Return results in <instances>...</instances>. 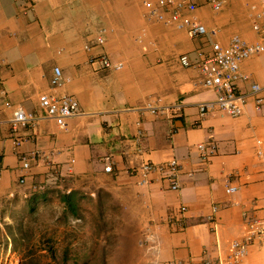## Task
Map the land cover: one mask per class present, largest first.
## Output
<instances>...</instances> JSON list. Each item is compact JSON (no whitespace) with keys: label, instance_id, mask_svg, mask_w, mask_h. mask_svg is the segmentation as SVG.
Wrapping results in <instances>:
<instances>
[{"label":"crops","instance_id":"crops-1","mask_svg":"<svg viewBox=\"0 0 264 264\" xmlns=\"http://www.w3.org/2000/svg\"><path fill=\"white\" fill-rule=\"evenodd\" d=\"M251 1L225 0L219 12L201 5L196 16L218 32L192 39L185 30L148 20L142 0H36L26 15L15 0H0V87L6 91L0 95V256L11 250L24 260L18 247L19 239L24 241L18 223L24 215L9 208L17 203L34 206L52 190L103 189L125 210L116 256L102 260L86 252L82 261L91 264H204V259L217 264L232 240L244 238L245 217L264 220V107L256 111L249 106L238 117L217 111L200 118L197 104L216 93L202 85L197 68L178 62L181 53L194 58L197 49H208L212 41L226 45L235 34L257 41L250 25ZM100 27L106 30L105 43L87 50ZM142 32L146 36L139 42ZM98 52L122 67L89 64L91 54ZM54 66L66 79L55 90L50 83ZM240 71L263 83L264 54L242 60ZM248 85L238 81L242 90ZM44 92L74 96L81 113L65 127L41 116L19 131L24 141L15 146L10 138L12 107L4 106V100L39 111L38 96ZM176 103L182 107L173 118L147 108ZM208 137L217 152L205 162L196 144ZM108 153L113 154L115 174L105 172L100 161ZM22 155L29 158L25 170ZM173 157L181 170L177 191L157 171L147 184L130 173L142 161L160 164ZM22 175L26 181L19 184ZM227 181L236 187L234 192H226ZM181 205L186 206L183 227L169 224L167 215L176 214ZM35 246L42 256L52 251L42 239ZM57 260L46 259L52 264ZM232 264H264L263 242H253Z\"/></svg>","mask_w":264,"mask_h":264},{"label":"built area","instance_id":"built-area-1","mask_svg":"<svg viewBox=\"0 0 264 264\" xmlns=\"http://www.w3.org/2000/svg\"><path fill=\"white\" fill-rule=\"evenodd\" d=\"M20 7L22 14L26 15L33 9L36 0H15ZM225 0H142L144 16L151 21L160 22L165 25L174 26L185 30L192 39L215 36L218 32L216 28L207 29L195 12L201 5L208 6L212 11L219 12L224 7ZM251 30L258 36V40L248 42L239 35H232L226 45L217 41H212L209 48L197 49L196 57L192 58L189 53H181L178 62L183 67L197 68L202 74V85L215 91V98L197 104L200 118L212 117L217 111H222L231 117L242 115L249 106L259 111L264 107V82L259 83L250 79L251 75L240 71V62L252 56L264 54V0H253L249 3ZM105 28L97 30L96 37L92 44L86 46L87 50L105 43ZM146 36L142 32L138 36V41L142 42ZM154 44V43H153ZM89 64L98 68L118 69L122 67V62H113L105 52L92 53ZM249 81L248 88L242 90L238 86V81ZM66 79L59 66H54L50 78L52 89L63 86ZM2 81L0 80V85ZM0 95L5 96L6 91L0 87ZM4 106L12 107L9 119L10 138L15 146H19L24 138L19 131L33 125L38 118L45 117L53 120L58 126L65 127L67 120L81 113L79 103L74 96L69 94L57 95L55 93H41L38 96L39 111L27 110L21 105H14L9 100H4ZM182 103L171 106L154 108L147 106L153 113L173 118L180 114ZM141 132L138 133V140ZM260 143V141H258ZM196 149L202 161H208L216 152L217 145L212 137L198 142ZM257 156H261L260 148L256 149ZM103 169L107 173L115 174L117 171L113 164V154L108 153L100 158ZM22 169L29 168V158L26 155L20 157ZM1 171V167H0ZM159 172L161 179L166 182L168 188L177 191L180 188V165L177 158L173 157L165 163L156 164L150 160L142 161L132 167L130 173L139 177L140 184L150 182V174ZM25 175L18 179L19 184H24ZM227 193H232L236 187L227 181L225 184ZM217 209L212 207L213 212ZM186 206L181 205L176 214L171 213L166 217V221L172 225L183 227V215ZM209 222L212 223V231L216 232L215 217L210 215ZM260 240L264 244V220L245 217V234L242 240H232L228 245V254L225 258H220L217 264L237 263L247 252V247L253 242ZM0 264H21V259L11 250L7 254L0 256ZM204 264H212L210 260L204 259ZM168 264H174L169 262Z\"/></svg>","mask_w":264,"mask_h":264},{"label":"rangeland","instance_id":"rangeland-1","mask_svg":"<svg viewBox=\"0 0 264 264\" xmlns=\"http://www.w3.org/2000/svg\"><path fill=\"white\" fill-rule=\"evenodd\" d=\"M64 193L52 190L41 195L42 200L34 206L17 203L9 208L14 214L24 215L18 221L23 226L20 234L24 239H19L18 246L24 259L21 264H52L46 261L48 257L59 258L54 264H91L82 261L89 251L102 260L116 256L122 239L118 236L121 212L125 210L116 204L114 195L98 188L76 190L71 210L61 198ZM37 239L52 251L45 256L36 254Z\"/></svg>","mask_w":264,"mask_h":264},{"label":"trees","instance_id":"trees-1","mask_svg":"<svg viewBox=\"0 0 264 264\" xmlns=\"http://www.w3.org/2000/svg\"><path fill=\"white\" fill-rule=\"evenodd\" d=\"M75 195V192H70V193H64L62 195V199L65 202V204L72 210L74 208V203L72 202V198Z\"/></svg>","mask_w":264,"mask_h":264}]
</instances>
